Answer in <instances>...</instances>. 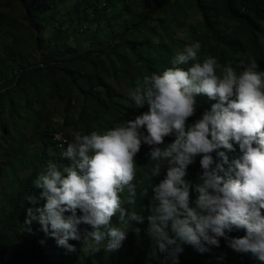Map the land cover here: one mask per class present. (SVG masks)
Here are the masks:
<instances>
[{
	"label": "clouds",
	"instance_id": "obj_1",
	"mask_svg": "<svg viewBox=\"0 0 264 264\" xmlns=\"http://www.w3.org/2000/svg\"><path fill=\"white\" fill-rule=\"evenodd\" d=\"M200 50L199 42L190 44L161 73L137 78L129 99L136 108L148 105V111L103 132L74 130L71 142L62 141L61 156L68 163L50 161L33 181L46 203L28 208L25 223L38 222L68 252L76 250L69 240L81 239V225L89 253L101 246L118 250L129 223L145 219L135 210L138 194L132 182L140 175L137 155L147 145L151 167L144 180L160 176L163 162L168 164L165 177L153 186L147 217V233L165 259L178 264L184 244L205 253L224 237L233 251L264 262V70L251 57L240 72L214 56L201 61ZM201 95L215 102L189 125ZM171 135L175 139L165 144ZM233 141L242 155L229 162L218 150L233 151ZM214 152L222 162H216ZM197 155L203 171L193 206L192 184L185 177ZM28 200L35 203V197ZM117 213L121 227L112 224ZM234 228L246 234L229 239Z\"/></svg>",
	"mask_w": 264,
	"mask_h": 264
},
{
	"label": "rangeland",
	"instance_id": "obj_2",
	"mask_svg": "<svg viewBox=\"0 0 264 264\" xmlns=\"http://www.w3.org/2000/svg\"><path fill=\"white\" fill-rule=\"evenodd\" d=\"M161 1L165 0H150L145 6L143 0H0V101L8 91L17 98L11 102L12 110L7 104L12 98L7 95L6 110L0 114V228L12 224L19 239L37 251L47 264H98L97 254L102 252L116 264H123L127 258L135 262L142 257H149V264L172 263L147 233L153 186L165 177L168 167L164 161L160 176L144 180L151 167L147 145L137 155V164L141 159L143 162L140 175L132 182L138 194L135 210L145 219L143 223H129L126 239L116 251L107 252L101 246L99 252L89 253L84 246L85 226L81 225V239L69 240L76 250L68 252L38 222L25 223L28 208L46 203L40 199L42 190L32 183L35 193L31 197H35V203L28 197L22 198L33 173L38 176L45 172L50 161L58 165L68 163L53 144L47 146L54 133L63 132L72 140L74 130L84 134L103 132L148 111V105L136 108L129 93L137 78L153 72L149 68L154 69L160 51L152 46L166 45L176 55L199 42L201 61L214 56L220 64L231 65L239 72L228 62L236 42L244 52L249 51L251 35L246 28L212 18L215 36L222 40L217 42L206 30L193 2L173 0L174 4L154 12ZM27 4L51 7L49 13L34 20L39 30L31 26ZM181 9L183 12H179ZM146 14L150 18L145 22ZM136 24L140 26L137 28ZM151 39L155 44H151ZM225 54L228 58L223 60ZM174 55L169 60L160 57L163 63H169L163 70L170 67ZM26 77L35 84L34 89L13 90L17 80ZM197 99L209 105L215 102L203 95ZM196 119V116L189 118L190 124ZM234 144L236 150L226 151L229 162L242 155L239 145L233 141ZM201 159L200 155L194 158L185 177L194 180V188L202 182ZM194 198L195 201L198 198L196 190ZM126 207L130 212L131 206ZM112 224L121 227L119 213L112 218ZM136 228L140 229L139 234ZM190 246L184 244L183 248ZM186 256L203 264H264L251 253H237L231 248H213Z\"/></svg>",
	"mask_w": 264,
	"mask_h": 264
},
{
	"label": "trees",
	"instance_id": "obj_3",
	"mask_svg": "<svg viewBox=\"0 0 264 264\" xmlns=\"http://www.w3.org/2000/svg\"><path fill=\"white\" fill-rule=\"evenodd\" d=\"M145 6L147 4L149 5L150 0H143ZM173 0H165L161 1L159 5L155 6L154 12L163 10L166 8V5H172ZM190 2H193L197 11L202 15L203 24L206 27V30L209 34L213 36V39L217 42H222L220 37L215 36V29L212 22V18L225 20L229 23H234L237 25H240L244 28H246L251 35L250 39V49L247 51L245 49V52L243 50V47H240L241 45L239 42H236V45H232L233 49L231 52V55L229 56V62L230 64H233L235 67H237L238 71H243L244 68L247 67L249 58H255L257 63L259 64L260 68L259 70H264V0H188ZM175 3H179L180 0H174ZM27 17L30 21H32L31 26L34 27V29L39 30V26L34 23V20L37 18L43 17L45 14L49 13L51 7L45 4H39L38 6H34L31 4H27L25 6ZM179 12H183V9L179 10ZM149 15H145V22L149 20ZM161 23H163V20H161ZM137 28L140 26L139 24L135 25ZM161 26V25H160ZM156 35V34H155ZM151 39V44H155L154 41ZM160 40V39H159ZM166 45H159L152 46V49H155L156 51H160V55H157L155 57V66L154 69L149 68L151 71L156 73H161L163 71V68L167 66L169 63L168 61H163L161 58H166L169 60L170 57H172L173 50L170 49V47H165ZM118 48L121 49V46ZM120 52V51H119ZM118 52V53H119ZM249 52V53H246ZM244 53V54H243ZM161 57V58H160ZM226 58H223V60L228 58V54H225ZM226 63V62H224ZM161 65V66H160ZM171 66V65H169ZM148 71V70H147ZM35 84L32 82H29L27 77L24 79L17 80V83L13 90L22 91L23 88L26 90L34 89ZM9 95L10 98H12L7 104H9V108L14 110L13 104L11 102L17 100V98H13V94L8 91L5 94V97H1L2 101H0V114L2 112H5L6 110V96ZM28 101V99H27ZM211 105L200 103L199 107L197 109L196 117L199 118L202 112L206 108H210ZM190 125V122L188 120L187 122ZM167 143H171L175 136L171 135L166 137ZM166 143V144H167ZM53 144L55 149L57 150L58 154L60 155L58 148L56 144L53 142L52 137L51 141L47 142V146H50ZM234 149L236 150V145L234 144ZM218 151H228L227 149H220ZM213 156L217 163L222 162V158L217 155L216 152L213 153ZM62 158V156L60 155ZM240 156H237L239 158ZM63 159V158H62ZM143 160L141 159L139 164L141 166ZM191 164L188 166V169H191ZM141 170V168H140ZM223 174V173H222ZM37 178V173H33L30 177V183L26 185L22 191V198L25 199L26 197L32 196L35 193V189L32 187L33 180ZM186 180L190 181L192 184V189L190 192V198L192 205H195V188H194V180L189 177ZM23 202H19L20 205H22ZM246 234V231L244 229H233L231 232L227 233L228 238H235V237H242ZM217 248V247H212ZM219 249H230L228 246V241L224 237L220 238V246ZM183 252L179 254V261L178 264H203L199 261L187 258L186 255L192 256L194 253L197 252V250L191 245L190 247L183 248ZM210 249V250H211ZM98 257V264H116L113 258L108 257L107 253L102 252L97 254ZM0 264H47L46 261L43 259H40L38 257V253L35 250H32L29 246H27L25 243L19 239L18 235L15 233V230L13 229L12 224H7L0 228ZM123 264H149V257H142L135 262L130 261L128 258ZM150 264H156V263H150ZM172 264V263H168Z\"/></svg>",
	"mask_w": 264,
	"mask_h": 264
},
{
	"label": "built area",
	"instance_id": "obj_4",
	"mask_svg": "<svg viewBox=\"0 0 264 264\" xmlns=\"http://www.w3.org/2000/svg\"><path fill=\"white\" fill-rule=\"evenodd\" d=\"M52 140L53 142L56 144L57 148H58V151L61 155V152H62V149L60 148V144L62 141H68V142H71V139L68 135H66L65 133L63 132H57V133H54L53 136H52ZM66 144H65V148H66Z\"/></svg>",
	"mask_w": 264,
	"mask_h": 264
}]
</instances>
